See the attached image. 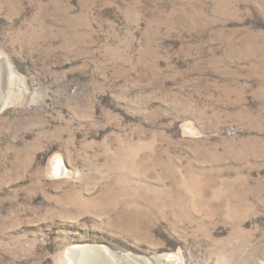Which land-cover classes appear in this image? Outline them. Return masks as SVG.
<instances>
[{
  "label": "rangeland",
  "instance_id": "374dc122",
  "mask_svg": "<svg viewBox=\"0 0 264 264\" xmlns=\"http://www.w3.org/2000/svg\"><path fill=\"white\" fill-rule=\"evenodd\" d=\"M0 57V264H264V0H0Z\"/></svg>",
  "mask_w": 264,
  "mask_h": 264
},
{
  "label": "bare ground",
  "instance_id": "6f19581e",
  "mask_svg": "<svg viewBox=\"0 0 264 264\" xmlns=\"http://www.w3.org/2000/svg\"><path fill=\"white\" fill-rule=\"evenodd\" d=\"M8 74V68H7V65H6V62L4 61V59H2L0 57V77L3 79V76L5 74ZM0 78V79H1ZM6 78V76H5ZM4 78V79H5ZM5 84H6V80H5ZM3 86L0 85V91L2 90ZM78 248L74 247L72 249H70V252H69V258H70V264H72L74 261L72 260V257H73V254H77L75 252V250H77ZM104 252L102 251H98L96 248H92V250H90V254H93L94 256H97V255H100V256H106L107 259H109L108 261L111 263V259L113 260V258H116L112 253L109 254V251L107 250H103ZM81 253V252H79ZM93 256V257H94ZM109 256V257H108ZM82 257V256H81ZM89 258V257H88ZM92 259V258H91ZM117 259V258H116ZM80 260V259H79ZM89 260V259H88ZM98 258H95L94 260H90L91 262L92 261H97ZM73 261V262H72ZM87 261V260H86ZM81 262V261H80ZM85 262V261H84ZM102 262H105V261H99V264H101ZM119 263V262H118ZM74 264V263H73ZM106 264V263H105ZM117 264V263H116Z\"/></svg>",
  "mask_w": 264,
  "mask_h": 264
},
{
  "label": "water",
  "instance_id": "95a60500",
  "mask_svg": "<svg viewBox=\"0 0 264 264\" xmlns=\"http://www.w3.org/2000/svg\"><path fill=\"white\" fill-rule=\"evenodd\" d=\"M98 251H103L104 249L100 248V249H97Z\"/></svg>",
  "mask_w": 264,
  "mask_h": 264
}]
</instances>
